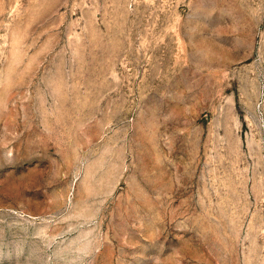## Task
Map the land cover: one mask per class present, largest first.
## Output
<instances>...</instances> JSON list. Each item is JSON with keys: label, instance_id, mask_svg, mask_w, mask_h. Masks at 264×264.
<instances>
[{"label": "rangeland", "instance_id": "374dc122", "mask_svg": "<svg viewBox=\"0 0 264 264\" xmlns=\"http://www.w3.org/2000/svg\"><path fill=\"white\" fill-rule=\"evenodd\" d=\"M0 264H264V0H0Z\"/></svg>", "mask_w": 264, "mask_h": 264}]
</instances>
